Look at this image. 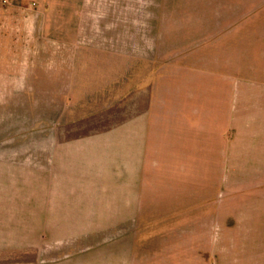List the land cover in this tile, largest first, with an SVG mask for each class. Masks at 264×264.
<instances>
[{"label":"crops","instance_id":"crops-1","mask_svg":"<svg viewBox=\"0 0 264 264\" xmlns=\"http://www.w3.org/2000/svg\"><path fill=\"white\" fill-rule=\"evenodd\" d=\"M238 5L218 73L189 97V135L157 144L150 109L56 134L54 112L39 117L38 16L0 5V264H135L128 231L145 222L154 157L174 264H264V0ZM88 237L102 246L67 253L66 240Z\"/></svg>","mask_w":264,"mask_h":264},{"label":"rangeland","instance_id":"rangeland-1","mask_svg":"<svg viewBox=\"0 0 264 264\" xmlns=\"http://www.w3.org/2000/svg\"><path fill=\"white\" fill-rule=\"evenodd\" d=\"M9 3L0 0L8 10L31 8L38 16L39 117L53 111L56 134L64 130L71 139L90 135L150 109L155 144L161 135L172 140L189 135V97L205 91L207 76L218 73L227 49L223 38L239 25L241 10L238 0ZM53 75L54 82H48ZM156 164L154 157L144 181L145 222L128 231L135 264H174V233H159ZM101 242L88 237L85 243L69 239L64 244L67 253H74L94 251ZM86 263H95L92 254Z\"/></svg>","mask_w":264,"mask_h":264},{"label":"built area","instance_id":"built-area-1","mask_svg":"<svg viewBox=\"0 0 264 264\" xmlns=\"http://www.w3.org/2000/svg\"><path fill=\"white\" fill-rule=\"evenodd\" d=\"M10 1H11V0H2V3H3V4H6V3H7V4H10V3H9Z\"/></svg>","mask_w":264,"mask_h":264}]
</instances>
